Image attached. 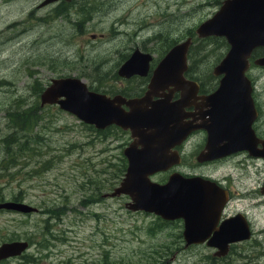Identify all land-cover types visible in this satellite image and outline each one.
<instances>
[{"label":"rangeland","instance_id":"1","mask_svg":"<svg viewBox=\"0 0 264 264\" xmlns=\"http://www.w3.org/2000/svg\"><path fill=\"white\" fill-rule=\"evenodd\" d=\"M41 2L0 0V166H9L0 170V202L18 198L39 209L30 214L0 210V244L31 243L28 256L0 264H152L153 256H173L177 244L169 243V235L180 232L178 223L131 211L128 196L111 195L126 170L128 132L97 130L57 105L33 107L39 104L33 88L51 77L73 75L90 89L110 94L133 86L116 74L122 56L135 48L163 56L189 28L212 16L220 0H76L65 10L69 17ZM83 4L87 18L77 31L73 22L81 17ZM195 41L189 75L214 86L212 68L229 45L221 37ZM259 75L263 82L264 71ZM9 124L16 131L11 137L25 134L14 147L1 140ZM200 141V135L192 138L185 155L197 152ZM191 163L177 168L190 171ZM230 171L228 164H220L211 173L222 177ZM167 175L159 172L151 179L164 182ZM247 182L239 179L235 185ZM191 249L176 254L172 264H211L215 259L213 249ZM255 258L247 256L240 264H257Z\"/></svg>","mask_w":264,"mask_h":264},{"label":"water","instance_id":"2","mask_svg":"<svg viewBox=\"0 0 264 264\" xmlns=\"http://www.w3.org/2000/svg\"><path fill=\"white\" fill-rule=\"evenodd\" d=\"M196 33L198 37H225L230 46L213 67V75L221 77L218 88L203 97V105L207 109L199 108L196 114L202 117L209 114L210 117L207 120L203 117L199 125L192 126L190 122L182 120L183 103L198 91L195 82L184 78L188 68L190 39L174 45L164 55L151 76L149 90L140 98L126 99L120 95L110 97L94 92L75 77L53 79L42 95L43 102L58 104L61 109L96 128L115 124L129 130L132 141L123 150L127 159L126 171L111 195H128L130 201L126 207L133 211L143 210L164 219L184 217L186 235H192L196 229H206L210 224L209 215L215 214V206L211 201L214 193L210 190L217 187L209 180L184 177L177 172L172 173L164 184L152 181L150 175L179 163V155L172 149L191 129L197 127L206 128L209 134L206 150L201 153L203 157L229 152V149H225L228 145H222L225 141L222 128L224 115L232 120L233 113L238 112L239 121L233 122L232 128L234 130L237 124L236 140L242 143L244 138H249L251 119L255 112L246 71L252 50L264 46V0H224L212 17L200 23ZM150 60L149 53L136 49L120 66L119 74L126 77L135 73L146 75ZM255 63L264 66V56L256 59ZM169 85L181 89L179 101L172 102L164 94L161 99L152 100L158 89ZM227 102L240 106L230 107L227 111L224 106ZM123 104L128 107L127 110L122 107ZM232 129L229 125L228 132ZM215 132L218 135L216 138L213 137ZM205 197L207 200H203ZM0 207L23 213L38 210L24 202H7ZM27 246L28 242L18 240L2 243L0 260L19 255Z\"/></svg>","mask_w":264,"mask_h":264},{"label":"flooded vegetation","instance_id":"3","mask_svg":"<svg viewBox=\"0 0 264 264\" xmlns=\"http://www.w3.org/2000/svg\"><path fill=\"white\" fill-rule=\"evenodd\" d=\"M75 1L76 0H57L55 2L45 4L46 0H42L41 6L51 7L50 10L55 11L58 15L63 14L64 16H68L67 11L65 10L69 9V7H71ZM222 1L224 0H220V4ZM79 9L81 11V17L73 22V24H75L77 27V31L79 25L82 24L87 18V15L84 13L83 5L81 8L79 6ZM69 29L72 32L74 30L73 28ZM195 29L193 30V28H189V33H184L182 35V37H189L191 40L188 57L192 46L196 47L198 43L195 41L197 38L195 35ZM211 37L213 36H210L209 38ZM226 44H228L227 41ZM174 45L175 44L171 45L167 51ZM136 49L151 55L150 66L148 67L146 75H140L136 73L128 77L120 75V66L129 59L128 57ZM134 50L128 53V59L126 58L124 62H121L118 65L116 74L118 75V79L121 78L123 81H130L127 85L133 83V86L136 85V88L131 91V87L133 86H126L125 88H121L112 94L108 92H101L96 89H93V91L98 93H106L110 97L120 95L126 99L140 98L144 96L149 90L153 69L164 55L158 57V55H156L154 52L145 51L139 48H135ZM262 56H264V46H258L254 48L251 56L249 57V67L246 71V75L250 81L251 98L255 112L253 118L251 119L252 131H249V138H244L242 143L236 140L238 138V133L235 132V130L238 128L237 124L234 130L232 128L234 127L233 122L239 121L238 112L233 113L234 118H232V120H230L227 115H224V125L222 128L224 131L223 137L225 138V141L222 145H228L225 149H229V152H223L220 155L213 154L211 155L212 157H203L201 153L205 152L209 134L206 128L197 127L195 129H191L185 135L184 139L173 147L172 150H176L180 156L179 163L172 165L166 171H162L168 173L167 179L171 173L178 172L184 177H201L203 179L209 180L217 187V189L210 190L212 193H214H211V201L215 206V214L214 216L209 215V217H211V222L208 224L206 229H196L192 235H186V222L184 217L179 216L174 219H164L156 215L157 218H159L164 224L173 223V226H175V224L178 223L180 226V232L175 231L174 236L169 235V243L172 246L177 244L175 249L176 254L183 253L185 251L189 253L188 250L193 251L191 249L192 247L202 245L213 249L212 256L215 259H213L211 264H227V262L229 260L231 261L234 257L236 259L232 264H240L241 260L243 262L247 261V256H255L257 264H264V81L261 82V78L259 77V74L264 71V66H260L255 63V60ZM124 58L125 55L122 56V60ZM189 69L190 67L188 63V69L184 73V78L188 81L195 82L198 85V91L193 93L191 98L183 103L184 117L182 120L184 122H190L192 126H195L201 124L203 117L206 120L209 119V114L202 117L199 115V113H196L199 108L203 110L207 109L206 107L204 108L203 97L209 95L218 88L220 76L213 77L215 84L212 86L201 79H195L191 77L189 75ZM50 70H52V67H50ZM56 71L53 72L55 73ZM52 78L54 77L48 79L50 80ZM48 84L49 82L47 80L44 86H47ZM33 89L35 91L34 102H39L37 105L33 104V107L56 105L42 103L40 99L42 88L36 87ZM162 94L167 95L172 102H177L181 98V89L175 88L173 85L158 89L156 94L152 96V100L156 101L161 99L164 96ZM224 106L228 111L230 107L236 106V104L227 102L224 103ZM122 107L125 110L128 109L125 104H123ZM229 125L232 129L230 132H228ZM116 127L119 130L128 132L130 135L128 130L122 129L121 127L114 124L107 126L101 131ZM198 135H200L201 140L199 149L197 152L194 151V153L192 151L189 156H186V148H188L192 138ZM213 137H218L216 132ZM192 161L195 163H191ZM184 162L191 163L190 171L182 172L178 170L177 167L182 165ZM220 164H228L230 167H232V171L223 175L222 177L212 174V169ZM3 167L0 166V170H3ZM207 169H209V172ZM167 179L164 182H166ZM239 179H245L248 182L243 187L237 188L235 181ZM203 200H207V197L203 198ZM240 200L243 202L241 205H238L236 202ZM3 201L4 200H1V202ZM216 207H218V210ZM27 242L29 243L30 247L31 243L29 241ZM26 251L27 249L19 255L1 259L0 262L14 259L17 256H28L25 254ZM176 254H173V256H153L150 258L149 263L172 264V261H174L176 258ZM238 256H240V259Z\"/></svg>","mask_w":264,"mask_h":264},{"label":"bare ground","instance_id":"4","mask_svg":"<svg viewBox=\"0 0 264 264\" xmlns=\"http://www.w3.org/2000/svg\"><path fill=\"white\" fill-rule=\"evenodd\" d=\"M57 1V0H56ZM51 2H55V1H47V2H45V4L46 3H51ZM44 4V5H45ZM83 7H84V13L86 14V12H87V6H84V4H83ZM86 20V19H85ZM195 35H196V37L197 38H209L210 36H206V37H198V35H197V33H196V29H195ZM93 38V37H92ZM95 38V37H94ZM184 39H180L177 43H181V42H183V41H185V40H187V39H190L189 37H183ZM214 38H218L217 36H213V37H211V38H209V39H214ZM191 41V40H190ZM134 52V51H133ZM133 52H132V54H133ZM142 53H144V52H142ZM131 54V55H132ZM131 55L128 57V58H130L131 57ZM127 56H128V54L125 56V59L123 60V62L126 60V58H127ZM127 58V59H128ZM158 66V64L155 66V68L153 69V72H154V70L156 69V67ZM148 70V69H147ZM50 71H52V70H50ZM153 72H152V75H153ZM151 75V76H152ZM70 77H72V78H79V77H76V76H61V77H54V78H52V79H47L48 80V82H49V84L47 85V86H44L45 85V83L44 84H42V82L41 81H39L40 82V84H41V86H40V88H42V93H41V96H40V99H41V101H42V103H46V102H43V100H42V95H43V93H44V91L51 85V82H52V80L53 79H58V78H70ZM38 79H40V78H38ZM79 79H81V78H79ZM46 80V81H47ZM82 80V79H81ZM83 81V80H82ZM83 82H85V81H83ZM95 92V91H94ZM47 104H51V103H47ZM6 114H7V112H6ZM11 117V116H10ZM80 120V119H79ZM81 122H83V123H85L83 120H80ZM112 125V124H111ZM115 125V124H114ZM8 126V125H7ZM109 126V125H108ZM120 127V126H119ZM122 128V127H121ZM109 129H111V128H109ZM123 129V128H122ZM10 131H12V127L10 128L9 127V132ZM8 132V133H9ZM7 133V134H8ZM3 138H4V136H3ZM1 139L2 140V142H3V146L5 145V143H10V142H8L7 140H4V139ZM11 144V143H10ZM11 146H13V145H11ZM4 152V151H3ZM11 156V155H10ZM12 156H13V154H12ZM2 158H0V161L3 159V156H1ZM8 157V156H7ZM5 167V166H4ZM4 167H3V170H4ZM7 170V169H6ZM17 199H15L14 201H12V200H9V201H3V202H1L0 203V205L1 204H3V203H7V202H12V203H16L17 201H16ZM19 200V199H18ZM19 203H23V201H19ZM0 209H8V208H5V207H0ZM9 210V209H8ZM16 211V210H15Z\"/></svg>","mask_w":264,"mask_h":264},{"label":"trees","instance_id":"5","mask_svg":"<svg viewBox=\"0 0 264 264\" xmlns=\"http://www.w3.org/2000/svg\"><path fill=\"white\" fill-rule=\"evenodd\" d=\"M84 6H86V5H84ZM155 36L156 37H158L159 36V31L155 34ZM10 115H12V117H15V112L13 113V114H10ZM22 115V114H21ZM27 117H29V116H27ZM27 117H25V118H27ZM13 123V122H12ZM13 125L12 124H9L8 125V127H12ZM16 132V131H15ZM15 132H12V131H10L8 134H6L5 136H4V140H7L8 142H10L11 143V145H13L12 147H14L16 144H15V142H16V140H18V139H21V138H23V137H25V134L24 133H22V132H20L19 134H16L18 137H17V139H16V137H14V136H12L11 137V135H14V133ZM7 136H9V138L7 139ZM11 137V138H10ZM16 152V149L14 148V153ZM9 168V166L8 165H5V167H4V170H6V169H8ZM16 199H18V198H16Z\"/></svg>","mask_w":264,"mask_h":264}]
</instances>
